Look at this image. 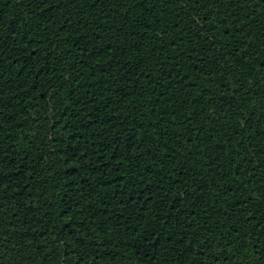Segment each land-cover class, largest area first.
<instances>
[{
    "label": "trees",
    "instance_id": "obj_1",
    "mask_svg": "<svg viewBox=\"0 0 264 264\" xmlns=\"http://www.w3.org/2000/svg\"><path fill=\"white\" fill-rule=\"evenodd\" d=\"M0 264H264V0H0Z\"/></svg>",
    "mask_w": 264,
    "mask_h": 264
}]
</instances>
